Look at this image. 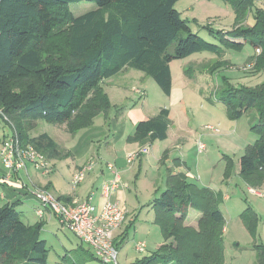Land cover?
Wrapping results in <instances>:
<instances>
[{
    "label": "trees",
    "instance_id": "1",
    "mask_svg": "<svg viewBox=\"0 0 264 264\" xmlns=\"http://www.w3.org/2000/svg\"><path fill=\"white\" fill-rule=\"evenodd\" d=\"M178 1L0 0V112L12 122L22 147L31 146L47 160L67 158L68 153H62L49 135L30 136L29 132L42 121L63 125L73 136L90 128L97 116L107 118L113 106L103 82L126 69L151 78L166 97L172 87L170 63L194 54L214 55L217 60L204 69L213 73L230 67L221 60L225 51L239 53L248 45L260 51L247 59L254 62L252 72L264 70L262 9L254 8V23L248 26L247 13L252 12L253 3L222 0L233 10V29L213 32L206 27L216 40L208 43L181 19L174 9ZM80 2L94 3L97 8L75 17L69 5ZM221 99L231 121L249 110L256 113L249 131L257 139L238 159L237 176L248 187L259 189L264 184V80L238 89L224 80ZM167 129L168 110L161 109L157 116L138 122L128 140L151 145L164 141ZM223 160V179L228 180L234 164L228 157ZM222 202V193L169 172L164 190L151 202L153 223L159 227L163 243L136 264H224ZM17 205L0 206V264H46L42 220L25 224ZM189 210L200 214L196 228L185 225ZM241 220L253 236L257 214L248 207ZM255 250L257 264H264V243Z\"/></svg>",
    "mask_w": 264,
    "mask_h": 264
},
{
    "label": "rangeland",
    "instance_id": "2",
    "mask_svg": "<svg viewBox=\"0 0 264 264\" xmlns=\"http://www.w3.org/2000/svg\"><path fill=\"white\" fill-rule=\"evenodd\" d=\"M249 1L253 3V6L251 8V13L250 11H247L248 17L246 19V24L252 26L254 23V8H259L264 11V0ZM96 8L97 6L94 3L88 2L69 5V10L75 17L95 10ZM174 9L180 14L181 19L187 22L191 32L205 42L216 43V40L208 34L206 27L211 28L213 32H227L233 29V10L228 3L222 0H179L175 4ZM245 49L248 51L251 50L248 45H246ZM172 50L173 47H170L168 52L171 53ZM246 50L243 52L248 53ZM208 57H213L214 60H217L214 55L202 52L194 54L184 60H174L171 62L170 68L174 84V96L170 99L162 93L160 88L151 78L138 71L131 70V73L137 75V77L134 76L132 79L122 78L119 74L112 77L110 83L122 85V91H125V97L124 99H121V103L118 104L117 107L111 109L109 114L111 112L114 114L115 109H121V111L124 112V115H120V117L122 116L128 124L131 120L132 122H135L137 120L143 121L152 118L158 115L162 108L171 109L173 112L176 110L180 111V107L183 105L184 107H187L186 110L188 111V114L184 112L186 116L181 115V118L185 122L187 119L188 122L190 121L191 124L193 123L194 125H192V128L197 130V132H210L209 130H201L202 127H200V124L205 122L215 124V127H212L220 131L221 135L229 130V122L238 123V130L244 128V126L248 127L252 125L256 120V113L254 110L247 111L239 120H236V122L228 119L225 105L221 99L224 80L228 82L230 86L238 89L240 86L245 87L247 85V87H253L261 83L264 77L255 76L251 74L249 70L244 71L243 67H245L246 64L241 65L236 61L240 57L238 52L230 50L225 51L224 57H222L221 60L225 59V61L229 62L230 67H223L219 69V72L216 70L215 72L210 73L204 70L205 68L203 66L209 65ZM241 71L243 74H246L243 78H240L241 74L239 73H241ZM241 80H247L248 82L241 83ZM251 84L253 85L250 86ZM106 87H108V85H106ZM181 87L188 88L189 95L183 100L181 106L176 107V105H174L177 104L175 102V97L181 92L179 91ZM139 92L144 94H137ZM115 102L117 101H114L113 103L117 104ZM172 105L173 107H171ZM3 116L4 115L0 112V139L3 134H8V136H18L12 122L8 117H5L6 119H4ZM178 116L179 115L174 112V119ZM102 117L103 115L97 116L93 120V125L90 128L79 130L73 136L65 130L63 125L47 124L42 121L36 122L37 124H35L34 129L29 132L30 136H37L46 133L61 146L59 149H63L64 146H66L65 141L67 139H70L69 144L73 146L78 137H81L84 134L87 135V132L98 127L95 132L100 137L94 140L89 139L87 143L81 145L84 151H88L84 156L82 155L83 158L81 161L71 162L70 158H63L55 161V168L50 177L56 178L58 185H55V189L50 191L53 196L57 197L61 194L60 192L65 193L74 190L71 183L73 175H71L72 173L70 170L72 166L83 164L86 161L88 163L91 160L99 163L100 153H102V151L104 152L108 144V134L111 130L109 124H107V126H102L104 124ZM181 118L179 120H182ZM128 127H130L129 124ZM102 129L104 130V133H102ZM233 130H236V124ZM214 134H218V132H214ZM256 139L257 136L248 131L247 144H254ZM215 146H217L216 143H214V150ZM62 151V153H64V150ZM223 157L224 156L222 155V160L215 159V156L212 157L211 160L216 167V171L219 167L221 168L223 166L222 162H225ZM0 170H2L1 164ZM88 176V173L85 174V180L83 179V181H86ZM22 179L24 181L23 183L28 184L29 189H31V184L24 173H22ZM139 179L141 182L140 185L143 187H140L139 200L142 201L143 204H147L151 202L150 200L154 196H151L150 194L146 195V188L149 183L148 178L142 176ZM219 180L220 179H213L212 183L221 187V181ZM83 181L79 183L75 189H79ZM227 182V185L224 184L221 187V190L227 199L220 205V211L225 222L222 233L224 264H257L255 246L264 243V198L251 194L248 186L241 181L237 175H232ZM131 187L132 189L129 192H126V208L128 209V212H131L132 208L136 206V190L133 186ZM256 192L264 195V188L256 189ZM16 198L20 201L16 207V211L21 213L22 221L27 225H34L38 222L39 219L33 212V209L37 208L36 201L31 197L35 202L34 203L27 199V196L22 194H17ZM128 200L130 202H128ZM251 202L252 204L255 203L261 211V215L258 216L259 220L253 236H251L246 229L244 221L241 220V215L248 207H251ZM3 203L4 202L0 201V206ZM147 210H150L149 213L146 212ZM147 215L150 219L151 217L153 218V209L145 205L142 213H140V216H138L136 220V224L139 226L142 225L144 228H139L136 233L133 228L129 229L127 237L120 244L119 242L121 239H118V241L116 240L117 243L115 247L118 252V264H130L136 262V259L140 260L144 257L143 255L150 254L148 252L152 250L157 239H162L159 227L153 223V219H151V225L159 232L154 233L151 236L149 230L146 229L148 225V223H146ZM48 218L50 219L48 220ZM43 220H45V222L48 221L44 224L41 231V239L45 240L47 244L46 264H99L97 260H92L90 257V249L85 244H82L72 232L66 228H62L53 216L45 215ZM127 223L128 221L126 219L124 221V226L127 225ZM139 243L144 244V252L139 253L136 251L135 247ZM86 256L89 257L90 260H85Z\"/></svg>",
    "mask_w": 264,
    "mask_h": 264
},
{
    "label": "crops",
    "instance_id": "3",
    "mask_svg": "<svg viewBox=\"0 0 264 264\" xmlns=\"http://www.w3.org/2000/svg\"><path fill=\"white\" fill-rule=\"evenodd\" d=\"M245 48L246 45L243 47L242 51L239 52L240 57L236 61L238 62V64L241 65L246 64L245 67H243L244 71L249 70L251 74L255 76H262L263 78L264 70L259 73H253L252 68L254 62L253 61L247 62L248 58L252 57L255 54L256 55L259 54L260 51L258 49L254 50L251 47H250L251 50L248 51ZM244 50L248 51V53L243 52ZM208 58H209L208 64L210 65L212 62H214V59L213 57H208ZM209 65H205L203 67L207 69ZM219 71L220 70H218V72ZM170 72H171V68H170ZM206 72L208 71L206 70ZM239 74H241L240 78H243V76L246 75L243 74L242 71ZM119 75H121L122 78H126V79H130V78L132 79V77L134 76L137 77V75L131 73V70L129 69L123 70L122 72L119 73ZM110 80L111 78L103 82V88L106 94L108 95L111 105L115 108L117 107L118 104L121 103L120 102L121 99H124L125 91H122V85L112 84L110 83ZM246 81L247 80H241V83H247L248 81L247 82ZM171 82H172V87H171L170 96L168 97L169 99L174 96V84H173L172 72H171ZM106 85H108V87H106ZM252 85L253 84H251L250 86ZM179 91L181 92L178 93L175 97V102L177 104L174 105H176V107L181 106L183 100H185L186 96L189 95L188 88L181 87ZM138 94L143 95L144 93H138ZM113 99H117V100H113ZM112 101L113 102L117 101L115 102L117 104H114ZM171 107H173V105ZM186 108H187L186 106L184 107L182 105L180 107L181 109L180 111L179 110L174 111L179 115L175 119H174V112L171 109H166L168 110L167 138L164 141H155L151 145H145V146H140L138 143L128 140L134 134L135 125L141 120H137L135 122H132L131 120L130 122H128L130 126L128 127L127 121L124 120L122 116L120 117V115H124V112H122L121 109H115L114 114H112L111 112L107 118L102 117L104 122L102 126H107V124H109L111 126L110 127L111 130L108 134L109 137L108 144L104 152L102 151V153H100L99 163H97L91 171L87 172L89 176L86 181H83L79 189H74L73 191L71 190L65 193L60 192L61 194H59L56 198L68 199L65 200L64 202L73 204L74 202H80L81 200L85 199L89 195V193H93L94 197L92 202L96 207V209L100 210V207L103 204V200L101 199L99 192L100 185L103 181L111 179V172L106 168L105 165L106 163L112 164L116 168L119 174L121 183L127 185L126 188L119 189L116 192V194H114L111 197V200L113 202L118 203L121 207L125 209L126 211L125 220L127 219L128 221L127 225L124 226L123 223L120 229L114 232L113 235L114 241L116 242V240L118 241V239H121L119 244L125 240L129 229L133 228L134 232L136 233L139 230V228L141 227L144 228L142 225L139 226L138 224H136L137 217L140 216V213H142L143 207L145 205L151 207V202L153 201V199H155L158 196V194L162 190H164L165 180L169 172L172 174H183L189 182L197 183V185H199L200 187L209 188L215 192L222 193L223 201H226L227 197L224 195L223 191L221 190V187L224 184L227 185L228 183L227 181L229 180V179L228 180L223 179V174L225 171V162H222L223 166L221 168L219 167V169L216 171V167L211 159L212 157L215 156V159L222 160V155L224 157L230 158L234 164V171L232 175L236 176L238 174V159L244 153L245 148L251 145V144H247L246 142L249 127L251 125L248 127L244 126V128H240V130H238L239 128L237 125L238 123L229 122L228 124L229 130L222 135L220 134V131H218L215 128L214 129L216 132H218V134H214L215 131L214 132L210 131L208 133H201V131L197 132V130L192 128V125H194L193 123L191 124L190 121L188 122L187 119L185 122L181 118L182 117L181 115L186 116L184 114V112L186 113L188 112ZM180 118L182 120H179ZM235 124H236V130H233ZM206 126L215 127V124L207 123V122L201 123L200 124V127H202L201 130L204 129L205 131H207L205 129ZM95 128L96 129L87 132V135L84 134L81 137H78L75 145L73 146L69 144L70 139H67L65 141L66 146H64V148L61 150H64V153H68L67 158H70L71 162L81 161L83 156L88 152V151L87 152L84 151L83 147H81L83 143H87L89 139L94 140L100 137L95 132L98 127ZM102 133H104L103 129H102ZM3 137L4 134L2 135L0 141L3 140ZM199 141L204 145L205 147L204 151L198 149L197 143ZM55 143L58 145V147H61L57 142ZM214 143H216L217 145L215 146V150H214ZM146 146L149 149L147 155H143L140 159H137L132 165H128L126 163V156L128 154L134 153ZM164 153H166L165 154L166 159L163 162L161 158ZM47 161L54 169L55 168L54 163L57 160L50 159ZM86 163L87 161L83 164L72 166L70 170L72 173L71 175H74L75 172L78 171ZM22 173H24L26 178L29 180V183L31 184V189H29L28 184L23 183L24 181L22 179ZM3 176H4V171L2 169L0 170V201L4 202L2 205L6 203H14V202H17V204H19L20 201L18 200V198H16L17 194H22L24 196H27L28 197L27 199L33 201L31 195L29 194V191L31 192L35 188H38L42 190H48L50 192L51 190L55 189V185H58L56 178L50 176L43 177L40 175L39 171L31 167H28L27 172H19L17 175L13 176L12 181L8 183L3 181ZM142 176H144L145 178L147 177L149 181L148 186L146 188V193H147L146 195L150 194L151 196H154L150 200L151 202L147 204H143V202L139 200L140 187L143 188L140 185L141 182L139 178ZM213 179H220L219 181H221V187L214 185L215 183L214 184L212 183ZM18 180L21 181L22 183L21 185L17 183ZM131 186H133L136 190L135 191V193L137 194L136 206L132 208L131 212H128L127 211L128 209L126 208L127 206L126 192H129L132 189ZM262 188H264V184L259 189ZM128 202L130 201L128 200ZM250 208L257 214V216L261 215V211L255 203L252 204L251 202ZM35 210L36 209H33L34 213ZM149 211L150 210H147L146 212L149 213ZM199 217H200L199 213L195 212L194 210H189L187 214V218L185 220V225L192 228H196ZM49 219L50 218H48V220ZM151 219L153 218L151 217ZM151 219L147 215L146 223H148V225L146 229L149 230V233L152 236V234L157 233L159 231H157L155 227L151 225L152 222ZM46 222L45 220H42L43 227ZM162 243H163V239L161 240L157 239L156 244H154L152 250L148 252L150 254L143 256L144 257L150 256L153 252H155L158 249V247H160ZM89 253L91 254L90 257L91 258L93 257L92 260H94L95 257L93 256V254L91 252ZM144 257H142L141 259H143ZM85 260H90V259L89 257L86 256ZM140 260L136 259V262L130 264H136Z\"/></svg>",
    "mask_w": 264,
    "mask_h": 264
},
{
    "label": "built area",
    "instance_id": "4",
    "mask_svg": "<svg viewBox=\"0 0 264 264\" xmlns=\"http://www.w3.org/2000/svg\"><path fill=\"white\" fill-rule=\"evenodd\" d=\"M3 117L6 119L5 116ZM205 129L215 131L211 126H206ZM197 146L199 150L204 151L205 147L200 141ZM148 152L146 146L130 153L126 156V163L132 165L139 156L147 155ZM0 164L4 170L3 181L6 183L11 182L13 176L19 172H27L28 167L39 171L43 177H48L52 171L50 163L41 153L31 146L22 147L19 137L14 135L0 141ZM96 164L97 162L91 160L75 172L71 181L73 189L83 181L85 174ZM105 166L111 172V179L103 181L100 185L99 192L103 200L100 210H97L92 202L93 193L73 204L59 200L48 190L35 188L29 191V194L37 203L35 214L39 220H43L45 215L53 216L62 228L68 229L90 249L100 264H118L113 235L124 223L126 211L118 203L113 202L111 197L127 185L121 183L119 174L112 164L106 163ZM17 183L22 184L20 180ZM248 189L251 194L264 198V195L258 194L255 189ZM144 247L143 243H139L136 245V250L139 253L143 252Z\"/></svg>",
    "mask_w": 264,
    "mask_h": 264
}]
</instances>
